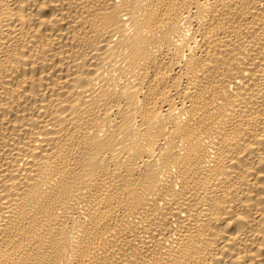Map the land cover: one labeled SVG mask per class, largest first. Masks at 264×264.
<instances>
[{
    "label": "bare ground",
    "instance_id": "obj_1",
    "mask_svg": "<svg viewBox=\"0 0 264 264\" xmlns=\"http://www.w3.org/2000/svg\"><path fill=\"white\" fill-rule=\"evenodd\" d=\"M0 264H264V0H0Z\"/></svg>",
    "mask_w": 264,
    "mask_h": 264
}]
</instances>
